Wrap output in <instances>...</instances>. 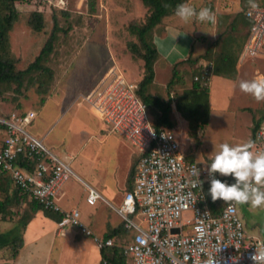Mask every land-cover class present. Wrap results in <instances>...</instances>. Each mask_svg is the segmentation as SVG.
<instances>
[{
  "label": "rangeland",
  "instance_id": "374dc122",
  "mask_svg": "<svg viewBox=\"0 0 264 264\" xmlns=\"http://www.w3.org/2000/svg\"><path fill=\"white\" fill-rule=\"evenodd\" d=\"M186 3L197 11L210 8L215 13L216 23H198L193 19L185 24L175 15L164 20V23L175 24L183 30L176 44L177 52L182 56L191 55L190 59H199L196 64L185 62L177 66L179 78L172 87L168 84L178 53L173 52L176 56L168 55L167 62L160 60L156 63V79L150 94L165 101L169 97L175 99L192 87L199 71L209 65L202 59L208 50L207 59L214 60L228 37L233 36V47H237L248 32L240 21L236 22V30L231 28L237 15L250 8L248 0H188ZM255 3L256 8L264 9V0H255ZM17 7L20 17L9 33V50L18 70L27 69L39 56L51 36L55 19L63 31L58 33L54 51L43 63L51 70V77L35 73L32 79H27L20 93L15 92L16 85L6 89L0 97V117L5 118L12 113L36 114L28 132L68 163L76 175L66 184V196L61 205L78 209L84 222L90 220L94 234L100 237L97 223L104 218L109 220V230L122 220L111 206L102 201L94 207L89 206L84 183L100 191L113 207L120 206L129 187V171L137 156L122 135L113 132L102 119L96 117V110L90 108L84 97L115 66L129 82L138 85L144 75L143 61L132 56L128 49L129 44L139 43L128 27L134 21L143 24L148 9L141 0H29ZM34 12L42 13L44 17L41 31L34 30L29 22ZM188 33L195 41L194 46H185L184 36ZM163 51L167 53V50ZM252 60H248V67L245 65L240 69L238 59L237 71L240 69L243 81H251L258 74H264V59L259 56ZM239 83L235 82L233 86L215 75L210 76V120L196 134L190 132L188 123L177 113L175 103L172 105V117L176 123L172 131L183 151L201 166L210 165L220 144L236 146L251 141L254 121L264 115V102L257 103L250 95L241 92ZM46 87L48 91L45 93ZM5 196L0 193V201ZM30 203L28 199L10 207L12 214L0 220V228L7 230L17 225L23 215L29 213ZM216 203L220 207L228 204L222 200ZM237 209L246 235L264 243V209L250 211L248 205H237ZM183 216L188 219L192 214L189 212ZM71 229L79 231L74 227ZM80 234L93 241L92 237ZM128 239L129 235L121 233L116 242L122 245ZM11 254L10 248L1 250L0 264H14L16 259H12ZM56 259L55 251L51 264H56Z\"/></svg>",
  "mask_w": 264,
  "mask_h": 264
},
{
  "label": "built area",
  "instance_id": "2783aa9c",
  "mask_svg": "<svg viewBox=\"0 0 264 264\" xmlns=\"http://www.w3.org/2000/svg\"><path fill=\"white\" fill-rule=\"evenodd\" d=\"M245 16L252 27L242 57L264 56V9L250 8ZM203 70L209 82L211 66ZM84 101L129 142L137 156L132 190L125 193L120 206L113 207L92 187H87L86 197L89 206L102 201L121 217L131 234L123 246L128 264H253L251 257L263 242L246 235L237 205L227 204L213 213L205 191L210 183L207 167L183 151L172 130L156 128L137 95L136 84L115 66ZM35 118L34 112L0 117L4 133L0 171L45 210L62 214L61 229L77 228L92 237L100 250L112 248L114 240L96 236L78 209L65 211L60 206L65 185L76 175L68 163L28 132ZM253 142L254 151L264 150V124ZM189 212L192 217L184 219Z\"/></svg>",
  "mask_w": 264,
  "mask_h": 264
},
{
  "label": "trees",
  "instance_id": "16d2710c",
  "mask_svg": "<svg viewBox=\"0 0 264 264\" xmlns=\"http://www.w3.org/2000/svg\"><path fill=\"white\" fill-rule=\"evenodd\" d=\"M29 0H0V97L3 96L6 89L12 85H16L15 92L20 93L21 89L25 86L27 79H32V75L35 73L49 74L51 77V70L43 65L54 51V43L57 39L58 33L63 31L59 27L57 20H54V27L50 38L41 50L39 56L33 63L25 70H18L16 66V60L12 57L9 50V33L14 27V24L20 17L18 11V4L24 3ZM188 0H141L143 5L148 9V16L143 24L132 22L128 31L130 34L136 36L139 43H131L128 49L132 56L143 61L144 75L137 85V95L146 104L149 114L154 121L156 128H168L174 130L176 123L173 120V103L178 114L188 123L191 133L196 134L199 130L209 123L210 120V104H209V89L208 78L202 75L203 69L199 71V75L203 77L199 80H194L190 89L184 91L183 94L178 95L175 99L170 98L168 101L163 100L161 97L153 96L150 94V88L155 84L156 73L155 65L160 62L161 56L158 52L156 45L154 44V35L156 29L164 23V20L168 17L175 15V8L178 4L186 3ZM168 5V7H165ZM250 8L243 9L242 13L237 15L235 21L232 22V30H236V22L240 21L248 28V32L243 41L237 47H233V36L228 37L223 44L221 53L214 59H207V54L202 57L211 66V75L223 77L226 79L234 80L237 76V62L243 51L244 45L247 42L252 27V21L245 16V12ZM43 15L39 12H34L30 19L34 30L41 31L43 28ZM64 32L67 33L65 30ZM180 61L173 66V76L168 84V87H172L175 84V80L179 78V72L177 66L183 63L196 64L199 59H190ZM210 79V77H209ZM32 81V80H31ZM48 88L46 87L44 92L46 93ZM8 117V116H7ZM264 124V115L258 120L254 121L253 137L251 141H254L257 130ZM1 127V126H0ZM2 129V128H1ZM136 163L134 161L128 175V191L132 190L134 175L136 171ZM217 179L222 181H228L234 183L235 181L231 177L224 178L217 174ZM210 183L206 184L205 191L208 197V205L213 213L217 214L222 211L224 207H220L216 202H213L209 192ZM0 193H4L5 199L0 201V220H4L6 216L11 215L10 207L19 205L22 201L28 199L31 200L30 211L25 213L20 219L19 223L11 231L0 234V251L5 248H10L12 251L11 258L15 259L20 249L23 247V231L28 223L36 216L37 213L43 212L44 215L57 222H61L63 215L60 213L47 211L36 200L32 199L28 193H25L16 187L11 182L10 177L0 171ZM229 204V203H228ZM124 225V224H123ZM125 230L124 226H119L113 229L106 238H114L118 234ZM123 245H118L115 241L114 246L109 249H102V263L101 264H128L127 259L124 256Z\"/></svg>",
  "mask_w": 264,
  "mask_h": 264
},
{
  "label": "clouds",
  "instance_id": "9594fccd",
  "mask_svg": "<svg viewBox=\"0 0 264 264\" xmlns=\"http://www.w3.org/2000/svg\"><path fill=\"white\" fill-rule=\"evenodd\" d=\"M252 9L257 7L255 0H248ZM168 7V5H165ZM175 16L183 23L195 19L198 23H216L215 13L207 7L197 9L189 3L178 4L175 8ZM169 46L167 54L177 51L175 40ZM158 50H164L165 45L160 40H154ZM241 92L250 95L257 103L264 102V74H258L251 81L239 83ZM256 144L249 141L236 146L228 143L219 145V151H215L207 172L210 182L208 195L213 202L224 201L230 205H248L249 210L264 209V150L254 151ZM219 174L223 177H231L235 182L228 184L226 181L217 179ZM199 177L200 171L197 170ZM253 264H264V243L256 248V253L251 257Z\"/></svg>",
  "mask_w": 264,
  "mask_h": 264
},
{
  "label": "crops",
  "instance_id": "0c3cea01",
  "mask_svg": "<svg viewBox=\"0 0 264 264\" xmlns=\"http://www.w3.org/2000/svg\"><path fill=\"white\" fill-rule=\"evenodd\" d=\"M181 31H183L182 28L177 27L175 24L163 23L162 25H160L156 29L155 35H154V40L162 41L163 44L165 45L164 50H167L169 48V46L174 44V41L172 40V36H174L176 34H181ZM184 37H185V41H184L185 46H187V45H193L194 46L195 45V41H194L193 37L191 36V34L188 33ZM179 41H180V35L177 36V38L175 40V44H177ZM158 52H159L162 60L167 62L168 54L164 53L163 50H158ZM177 53L178 52L176 51V55H177ZM172 55H175V53H172L169 56H172ZM178 55L179 56H177V61L175 63L186 60L190 56L188 54L182 56L180 53H178ZM252 59H254V58H245V57H242V55H241L239 58V68L241 69L242 66H245V65L247 66V63H249L248 60H252ZM260 59H264V56H260ZM240 69L237 72V81L235 79L230 80V79H226L223 77H218V76H216V77L219 80H222L223 82H230V84L233 85V84H235V82L238 83V82L243 81V76H242V73L240 72ZM90 108H92V107H90ZM96 117L99 118L98 116H96ZM99 119H101V118H99ZM3 137H4V133L1 129L0 143L3 139ZM57 157H59V156H57ZM84 184L86 185V187H91L90 185H88L86 183H84ZM64 189H65V187H64ZM64 189H63V193H62L61 198H60V206L65 211H71L72 209H76V208L68 209L66 206L61 205L62 201L64 200V198L66 196ZM127 191L128 190H126L124 192V196H125V193ZM98 192L100 193V191H98ZM87 195H88V193H87ZM124 196L121 200V203L123 202ZM92 207H94V206H92ZM109 223H110L109 220H107L105 218L103 220H101V222L97 223V226L99 227V229H97L99 234H98V232H96V233L98 235H101L100 238L106 237L109 234L108 232L110 230H111L110 232H112L113 229H116L121 225L124 226L123 221H122V223H120L118 226H112L109 230H107V226L109 225ZM59 224H60V222H57L53 219L46 217L43 212L37 213L36 216L28 223V225L26 226V228L23 231L24 244H23V247L20 249L18 256L15 258L16 260H15L14 264H51V261L53 260V255H54L55 251H56V258H57L56 264H101L102 263L101 250L94 244V242L91 239L82 236L79 233V231L78 232L73 231L71 229L72 228L71 226H67V227L61 229ZM86 224L92 229V223L90 220H88ZM1 226L2 225L0 224V227ZM15 226L16 225H14L13 227H11L10 229H7V230H5V229L2 230L0 228V234L7 233V232L11 231L13 228H15ZM121 233H125V234L129 235V238L131 236L130 232H126L125 230H122L118 234V236L112 238L114 240V242L118 239V237L120 236ZM125 243H126V241H125ZM124 244H122V245L124 246Z\"/></svg>",
  "mask_w": 264,
  "mask_h": 264
},
{
  "label": "bare ground",
  "instance_id": "6f19581e",
  "mask_svg": "<svg viewBox=\"0 0 264 264\" xmlns=\"http://www.w3.org/2000/svg\"><path fill=\"white\" fill-rule=\"evenodd\" d=\"M97 112V111H96ZM99 118H100V114L97 112V114H96Z\"/></svg>",
  "mask_w": 264,
  "mask_h": 264
}]
</instances>
